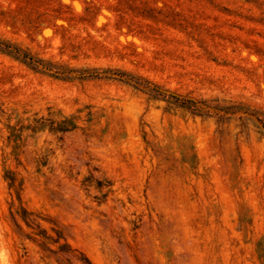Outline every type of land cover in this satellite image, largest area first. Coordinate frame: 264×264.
Here are the masks:
<instances>
[{"label": "rangeland", "instance_id": "obj_1", "mask_svg": "<svg viewBox=\"0 0 264 264\" xmlns=\"http://www.w3.org/2000/svg\"><path fill=\"white\" fill-rule=\"evenodd\" d=\"M0 264H264V0H0Z\"/></svg>", "mask_w": 264, "mask_h": 264}]
</instances>
